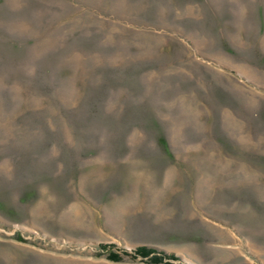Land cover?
Listing matches in <instances>:
<instances>
[{
  "label": "rangeland",
  "instance_id": "374dc122",
  "mask_svg": "<svg viewBox=\"0 0 264 264\" xmlns=\"http://www.w3.org/2000/svg\"><path fill=\"white\" fill-rule=\"evenodd\" d=\"M0 264H264V0H0Z\"/></svg>",
  "mask_w": 264,
  "mask_h": 264
},
{
  "label": "trees",
  "instance_id": "16d2710c",
  "mask_svg": "<svg viewBox=\"0 0 264 264\" xmlns=\"http://www.w3.org/2000/svg\"><path fill=\"white\" fill-rule=\"evenodd\" d=\"M147 249H145V248H140V249H138L137 250V253L138 254H142L144 251H146Z\"/></svg>",
  "mask_w": 264,
  "mask_h": 264
}]
</instances>
